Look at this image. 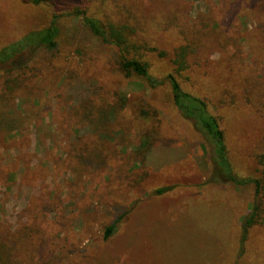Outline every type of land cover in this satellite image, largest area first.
<instances>
[{
    "label": "rangeland",
    "instance_id": "374dc122",
    "mask_svg": "<svg viewBox=\"0 0 264 264\" xmlns=\"http://www.w3.org/2000/svg\"><path fill=\"white\" fill-rule=\"evenodd\" d=\"M14 1L0 0V47L52 19L50 5ZM88 2L60 0L53 8ZM135 2L204 37L194 55L197 90L205 67L219 60L221 93L230 89L221 76L235 81L225 69L238 78L239 92L253 91L245 107L237 104L244 112L219 108L232 163L241 175L253 172L252 151L264 150V0H115L114 6ZM64 20L58 53L18 59L33 56L27 65L39 74L29 81L23 129L0 135L2 256L9 264H264V226L250 231L240 253L239 222L252 187L213 181L168 88L129 81L113 46L77 19ZM160 187L166 191L156 193Z\"/></svg>",
    "mask_w": 264,
    "mask_h": 264
},
{
    "label": "trees",
    "instance_id": "16d2710c",
    "mask_svg": "<svg viewBox=\"0 0 264 264\" xmlns=\"http://www.w3.org/2000/svg\"><path fill=\"white\" fill-rule=\"evenodd\" d=\"M56 1L57 4L60 3V0L14 1L16 7L50 5L52 19L46 25L31 27L17 39L0 47V135L10 136L23 129L28 115L22 106L33 93V86L29 85V81L32 77L36 79L39 74L35 68L27 65L33 56L27 62L18 63V59L23 55L29 57L37 54L38 51L52 53L57 50L58 53L64 19H77L92 37L115 48L119 69L125 78L140 82L147 89L163 85L168 88L173 106L190 123L200 141L209 176L213 181L240 188L252 187L248 211L239 222L240 253H243L250 231L254 227L264 226V150L252 151L253 172L239 174L232 163V153L222 127L219 108L225 113L224 109L227 107H235L234 111L237 112V104L243 102L242 107H245L243 98L250 100L253 91L247 87L239 92L234 85L238 78L225 69L222 70L223 73L235 81L221 76L222 80L229 83L225 88H230L225 89L226 93H221L219 67L222 62L219 60L214 68L205 67L197 90L194 81H198L195 76L200 72L194 55L200 46L205 45L204 37L198 33L195 35V30L188 32L178 29L174 21L171 25L161 14L144 13L143 9L137 8L136 2L133 6L123 7L120 4L114 6L115 0H89L84 6L77 5L68 11L57 9L55 13L53 4ZM28 21L30 19L26 20ZM175 31L176 38L170 36L175 35ZM167 36L169 42L161 41ZM160 42L170 47L161 46ZM199 43L202 45L199 46ZM160 63L164 65H159ZM154 65L162 73L157 74L153 69ZM207 79L213 83H208ZM238 112H244V109H239ZM165 191V187L155 190L156 193ZM119 219L120 216L105 227L104 239L113 234ZM3 250L0 245V264H9L8 257L1 254Z\"/></svg>",
    "mask_w": 264,
    "mask_h": 264
}]
</instances>
